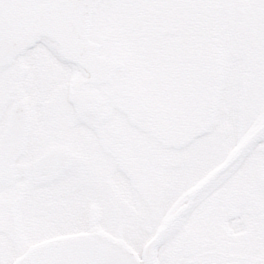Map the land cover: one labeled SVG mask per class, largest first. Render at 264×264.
Masks as SVG:
<instances>
[{"label": "snow or ice", "instance_id": "1", "mask_svg": "<svg viewBox=\"0 0 264 264\" xmlns=\"http://www.w3.org/2000/svg\"><path fill=\"white\" fill-rule=\"evenodd\" d=\"M86 2L0 0V34L6 4ZM94 2L113 12L200 16L187 21L182 40L156 41L151 57L135 61V86L121 76L102 93L82 122L92 135L76 144L74 190L58 195L54 210L29 207L14 225L0 195V264H264V0ZM55 46L47 35L33 43ZM196 49L209 59L194 62ZM77 70L66 66L54 97H67ZM5 127L0 113V137ZM238 204L251 231L221 247L213 232ZM193 230L210 238L212 251H189Z\"/></svg>", "mask_w": 264, "mask_h": 264}, {"label": "flooded vegetation", "instance_id": "2", "mask_svg": "<svg viewBox=\"0 0 264 264\" xmlns=\"http://www.w3.org/2000/svg\"><path fill=\"white\" fill-rule=\"evenodd\" d=\"M109 11L99 8L93 28L99 31L103 26L105 32ZM184 29L179 24V27L166 28L137 39L141 42L138 54L124 49L118 40L107 37V51L118 58L120 67L111 79L91 82L95 98L84 97L73 90L75 83L85 79L89 73L65 59L57 46L51 49L32 46L0 70V113L6 122L4 134L0 137V142L3 141L0 145V195L11 205L12 224L18 225L29 207L36 213L54 210L57 196L74 190L72 179L80 156L76 144L92 135L82 122L89 120V113L94 112L103 100L102 93L111 90L118 77H129V82L135 86L138 55H149L153 42L168 41L165 37L169 34L181 37ZM92 37L97 40L94 33ZM193 56L194 62L207 60L200 56V61H196L197 49L193 50ZM67 65H77L78 70L70 93L66 98L57 99L52 91ZM24 74L29 75L27 85ZM210 75L213 77L214 72ZM69 106L75 110H70ZM109 117L110 113L105 112L100 119L107 123ZM11 151L15 152L12 157ZM10 169L11 175L6 176ZM113 186L118 187L115 180ZM229 215L231 220L226 218L223 221V230L213 232L216 243L221 247L231 246L251 231L242 206H233ZM210 243V238L199 231L193 230L189 234L191 252L212 251Z\"/></svg>", "mask_w": 264, "mask_h": 264}, {"label": "water", "instance_id": "3", "mask_svg": "<svg viewBox=\"0 0 264 264\" xmlns=\"http://www.w3.org/2000/svg\"><path fill=\"white\" fill-rule=\"evenodd\" d=\"M97 11L98 6L94 0L68 8L19 10L4 5L3 15L7 23L0 34V70L15 56L32 46L38 37L47 35L58 43L64 56L97 72L98 56L103 57L100 53V43L91 38L93 17ZM112 58L118 62L116 57ZM11 173L12 169L6 176Z\"/></svg>", "mask_w": 264, "mask_h": 264}, {"label": "rangeland", "instance_id": "4", "mask_svg": "<svg viewBox=\"0 0 264 264\" xmlns=\"http://www.w3.org/2000/svg\"><path fill=\"white\" fill-rule=\"evenodd\" d=\"M199 16L200 13L196 11H187L180 13L158 11L153 13L141 9H126L120 12H112V10H110L108 15V29L112 33H114L116 40L120 42L124 49H128L129 51L133 50L135 54H138L141 48V42L137 41V39L142 38L150 33H156L158 31L160 32L166 28L173 29L176 26L179 27V24H182V27H185L186 29L187 21L198 20ZM184 30H182L183 33ZM183 33H181V37L172 36L171 34H169L165 38H167L169 42H177L183 39ZM154 43L155 42H153V44L150 46L151 53L149 55H138L136 60L139 61L142 57H151L153 53ZM199 51L197 49L196 61H200V56L205 57L203 52L200 53L201 51ZM205 58L209 59L208 57ZM230 59L231 58H226L225 63H229ZM136 66L138 69L137 63ZM24 76V80L26 81L27 85L29 75L24 74ZM215 76L216 73L214 72L213 77Z\"/></svg>", "mask_w": 264, "mask_h": 264}, {"label": "bare ground", "instance_id": "5", "mask_svg": "<svg viewBox=\"0 0 264 264\" xmlns=\"http://www.w3.org/2000/svg\"><path fill=\"white\" fill-rule=\"evenodd\" d=\"M102 8V7H100ZM113 12V11H112ZM94 22H96V18L94 19L93 21V24H92V27H91V31L92 33H94L96 35V39L98 40V42L100 43V49L102 52H100L102 54L103 57H99V62H98V71L97 72H94L92 70L89 69V72H90V76L87 74L86 78L85 79H81V80H78L75 85H74V88L73 90H75L78 94H81L83 95L84 97H92V98H95V92L92 91V89L90 88L92 86L91 84V79L93 78V76L95 77V75L93 74H97L96 77L102 75V73L106 72L107 69L109 68V71L108 73L101 79H97L95 82H99V81H102V80H107V79H111L112 76L115 74L116 70L118 69V67H120V63L119 62H116L111 56H114L112 54H110L108 51H107V46H106V38L109 37V38H112V39H116L115 38V35L114 33H112L109 29H108V23L106 24V28H105V32H103L104 30V27L102 26L101 27V30H97L94 27ZM54 40V39H53ZM56 42V41H55ZM57 43V42H56ZM60 53H61V50H59ZM104 52V53H103ZM12 62V61H11ZM10 62V63H11ZM110 62V63H109ZM9 63V64H10ZM112 63V64H111ZM81 66V65H80ZM107 66V67H106ZM110 66V67H109ZM83 67V66H81ZM85 68V67H84ZM104 69V70H103ZM102 70V71H101ZM113 70V74L110 76L111 72ZM100 71V73H99ZM105 74V73H104ZM91 77V78H90ZM86 94V95H85ZM91 94V95H90Z\"/></svg>", "mask_w": 264, "mask_h": 264}]
</instances>
